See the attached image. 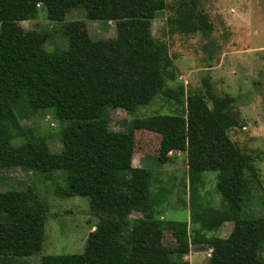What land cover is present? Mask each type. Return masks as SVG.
Returning a JSON list of instances; mask_svg holds the SVG:
<instances>
[{
  "label": "trees",
  "instance_id": "obj_1",
  "mask_svg": "<svg viewBox=\"0 0 264 264\" xmlns=\"http://www.w3.org/2000/svg\"><path fill=\"white\" fill-rule=\"evenodd\" d=\"M166 5V0H0V170L66 171L70 189L61 196L88 197L92 211L101 216L96 230L114 235L111 249L45 254L40 264H190L153 247L152 173L133 164L134 128L161 135V164L171 152L187 153L194 232L234 222L227 237L202 234L193 240L212 250L210 264H264V240L254 218L242 213L248 188L261 180L253 156L229 136L239 125L231 112L234 97L216 96L209 77L204 79L206 94L190 91L184 97L183 85L168 86L169 80H177L173 59L167 43L152 32V20ZM78 6L92 19L115 20L117 35L94 42L84 23L74 22L66 30L70 48L49 52L44 48L48 32L26 31L19 24L41 7L59 21ZM175 15V27L183 33L213 30L198 0H180ZM158 92L182 112L136 117L127 130L110 128L109 108L133 113ZM22 103L34 111L54 108L58 118L68 121L61 152L51 151L44 138L25 137ZM18 137L24 140L15 144ZM205 171H219L220 207L201 200ZM42 200L32 188L0 191V262L42 251L48 218ZM135 211L143 219L132 226ZM162 226L173 230L180 245H188L186 221Z\"/></svg>",
  "mask_w": 264,
  "mask_h": 264
},
{
  "label": "rangeland",
  "instance_id": "obj_2",
  "mask_svg": "<svg viewBox=\"0 0 264 264\" xmlns=\"http://www.w3.org/2000/svg\"><path fill=\"white\" fill-rule=\"evenodd\" d=\"M198 1L213 23L210 33L188 34L176 29L174 17L180 0H166V8L152 20V32L167 43L173 59L177 80H169L168 86L177 89L183 85L184 97L190 91L206 94L204 79L209 77L216 96L234 97L231 112L238 118L239 125L229 130V136L253 156L261 180L260 185L248 188L242 213L254 218L259 237L264 240V0ZM74 22H83L94 42L111 40L117 35L115 20L92 19L84 6L73 8L59 21L51 20L46 8L41 7L36 16L21 20L19 24L26 31L48 32L44 48L55 52L70 48L66 30ZM209 104L212 106V101ZM181 112L179 105L158 92L151 103L133 113L123 108H109L107 115L111 129L127 130L136 117ZM20 120L25 137L44 138L51 151H62V130L68 121L58 118L54 108L34 111L22 103ZM133 135V164L150 169L152 173L153 247L170 251L174 258L188 260L190 264H210L211 249L193 240L202 234L227 237L234 222L226 221L215 230L194 232L187 153L171 152L170 160L161 164L157 158L161 135L140 128H134ZM23 140L24 137H18L13 142L18 144ZM218 175L219 171L203 172L200 185L201 200L215 207L222 205V196L217 190ZM27 188L34 189L48 208L43 249L29 257L4 259L0 264H40L45 254L80 253L88 247L91 251L111 249L114 235L96 230L101 216L92 211L89 198L76 193L61 196V193L67 195L70 189L66 171L47 173L20 166L0 170V191ZM130 219L133 226L140 223L143 216L135 211ZM175 220L189 224L191 240L188 245H180L172 229L162 228L166 221Z\"/></svg>",
  "mask_w": 264,
  "mask_h": 264
},
{
  "label": "crops",
  "instance_id": "obj_3",
  "mask_svg": "<svg viewBox=\"0 0 264 264\" xmlns=\"http://www.w3.org/2000/svg\"><path fill=\"white\" fill-rule=\"evenodd\" d=\"M93 227H95V226L93 225ZM91 230H94V228H91Z\"/></svg>",
  "mask_w": 264,
  "mask_h": 264
},
{
  "label": "built area",
  "instance_id": "obj_4",
  "mask_svg": "<svg viewBox=\"0 0 264 264\" xmlns=\"http://www.w3.org/2000/svg\"><path fill=\"white\" fill-rule=\"evenodd\" d=\"M211 252H212V250H211Z\"/></svg>",
  "mask_w": 264,
  "mask_h": 264
}]
</instances>
